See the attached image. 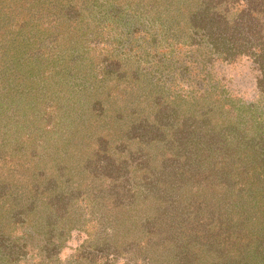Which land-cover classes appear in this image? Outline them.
Segmentation results:
<instances>
[{
    "label": "rangeland",
    "instance_id": "1",
    "mask_svg": "<svg viewBox=\"0 0 264 264\" xmlns=\"http://www.w3.org/2000/svg\"><path fill=\"white\" fill-rule=\"evenodd\" d=\"M0 264H264V0H0Z\"/></svg>",
    "mask_w": 264,
    "mask_h": 264
}]
</instances>
